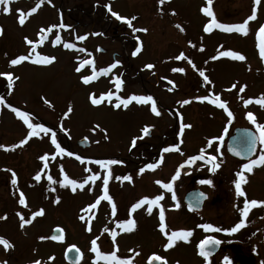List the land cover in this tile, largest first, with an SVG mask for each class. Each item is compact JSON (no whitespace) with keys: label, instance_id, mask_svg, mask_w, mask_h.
I'll return each instance as SVG.
<instances>
[{"label":"rangeland","instance_id":"obj_1","mask_svg":"<svg viewBox=\"0 0 264 264\" xmlns=\"http://www.w3.org/2000/svg\"><path fill=\"white\" fill-rule=\"evenodd\" d=\"M96 1H102V7L96 8L94 4ZM156 2V0H52V3L49 4L45 0L37 13L26 18L23 26L19 25L17 21L16 9L27 11L35 6L36 0H13V11L11 14H4L0 11V26L4 29L3 35H0V68L11 70V72L17 75L20 73L22 79L16 84L19 88L18 99L21 102L25 101L27 103L28 98H36V101L47 99L51 102L52 109L48 112L47 118L51 114L50 125L52 124L56 130L59 129L56 133L58 142L65 140V137L59 134L61 125L68 128L69 151L91 160L119 159L124 161L123 164L111 166L112 179L109 182V194L117 205V214L115 217H112L110 205L108 202L102 201L98 209L93 210L94 219L91 222V232L86 230L85 223L79 219V216L85 214L81 212V209L86 208L89 203L95 200L97 195L101 194L100 181H97L95 185L86 186L83 190L78 189L77 192L73 193L70 188L60 186L59 182L63 180L60 168L55 169L51 166L49 171L44 170V175H42V179L39 182L33 179L35 173L32 179L28 181L32 186L29 192L30 197L27 198L29 207L24 208L22 206L20 212L24 214L25 218H30L32 211L42 207L45 209V215L37 217L30 225H26L24 228L20 227L19 218L15 215L19 212L14 205V194L17 192V189L14 188L10 191L8 186L0 188V216L5 211L6 213L8 212L7 219L0 220V235L10 236L11 242H14L18 249L17 252L13 253L17 255V258H13L12 256L11 259L10 257L8 259L7 257L3 261L6 260L11 264H31L32 260L40 259L42 264H71L65 260V250L75 245L81 252V258L77 264H97L95 253L91 251L92 239L97 236L100 237L97 243L101 251L110 252L114 250L110 235L103 231L107 227L109 229L115 228L119 233L116 238V244L119 248L117 255L122 258L132 256L133 254L129 252V249H135L140 252V256L134 258V264H146L148 255L152 253L166 257L169 264H176L177 261H179V264H201L202 262L197 256L195 245L203 240L209 231L200 227L191 229L194 219L177 213L179 209H175L169 199L172 193L155 183L156 180L169 182L171 177L175 175L174 170L170 171L172 166L184 164L187 160V154L196 153L201 148L205 149L208 153L211 152L213 155H216L217 162L221 166L213 172L210 170L211 165H202L199 161H196L191 166L187 165L188 168L182 169L180 177L174 182L175 193L183 195L188 189H194L195 187L205 193H210L211 197L215 196L216 203L214 205L208 203L204 207V212L197 217L198 225L204 224L208 218L209 222L207 223L221 229H226L225 226L220 227V224L227 223L228 221L231 222L235 215L234 210L238 209L240 211V208L243 207L244 198L236 196L234 182L238 178L236 177V173L244 171L242 163L248 158H234L228 155L225 149L220 150L217 147L220 140H214L211 147L207 146V142L213 137H221L226 123L239 122L243 124L251 123L250 125H252V122L248 118L240 119L238 115H235L234 118L230 119L227 114L225 116L223 113L215 111L213 107H210V110L208 109L204 113L200 112L202 113L201 117L205 116L203 118L197 116V119L191 121L192 118L186 116V119H183V121L185 123H190L191 121L193 127L184 131L182 137L184 141L181 145L182 152L167 155L166 165L160 171L150 172L146 170L143 174H139L138 170L143 166L137 164L141 163L143 159L142 155L145 154L143 152L144 143L158 140L156 138L158 134H173L175 129H177L174 125V115L169 113L168 110L162 109L160 116L150 115V120L146 115L144 105H139L135 102L130 104L127 109L123 107L115 109L107 102L99 106L92 105L89 93L94 92L99 96L101 93L109 90L115 91L111 81L118 73L100 76L89 85H84L80 77L81 75L90 74V69L86 66L81 73H77L75 67L79 59L95 58L96 67L99 69L103 68V63L101 64L103 60L102 55L93 47H88V53H91V57H89L87 53L65 49L62 44L55 45L49 42L54 40L58 32L64 42L76 43L78 47L80 45L86 46L90 43L92 45L94 39L90 36L91 30L97 31L100 23L103 24L104 30H107L110 25L109 21L105 19L106 16L110 17V14L103 6L110 3L113 10L123 16L130 17L132 12H139V17L136 20L137 27L141 28L147 24L150 28L149 32H142L144 44H146L149 50L143 53L141 58L153 63L158 62L160 65L159 70H168V66L170 65L169 56L176 53L177 50H181L185 41L182 38V43L174 42V40L176 41L180 37H178L176 30L170 27L167 18L162 16L163 11L159 9ZM205 5L206 0H175V8L177 10H175V14L178 12L177 15L183 21L186 20L191 24L187 26L185 22H181V24H184V33H186L187 37H193L195 34L194 38H197L201 35V39H197L203 43L202 54L201 52L196 54L199 60L205 61L209 56H214L219 51L228 49L239 51L246 57L244 61L224 58L219 62L213 61L210 66L212 69H216L213 70L211 75L212 85L217 86V73H219V81H222L223 78L227 82L219 85L218 88L209 87L211 92L220 95L221 98L224 97L227 101L230 100L231 110L235 109V112L238 113V104H242L241 97L256 99L264 95V59L259 54V41L257 39V30L264 23V0H261L260 5L256 6L257 19L249 22V32L247 35L237 32L227 33L222 30L219 31V29H214L212 34L205 33L203 27L208 22V19L201 11ZM170 6V4H166L168 9ZM212 7L220 22L241 23L251 14L254 4L253 0H213ZM174 16H170V19L173 21L177 19V16ZM154 19L158 22H155ZM61 21L71 27L67 29H54V32L49 36V40L45 41L38 48V51L42 54H52L51 56L55 55L57 58L56 61L49 65L50 67L34 65L30 62L10 66V59L21 54H26L29 50V46L24 40L25 36L36 40L38 39L37 33L41 27L58 25ZM77 35H86L87 38L84 41L77 42L75 39ZM220 45H223V48H220ZM137 69L136 65H134L130 73H135ZM141 74L140 76L142 77ZM122 75L123 78L128 77L126 74ZM130 79L129 83L126 81L127 79L124 80L119 95L122 97H128L133 93L146 95L147 89L145 91L143 81L139 79V76H133ZM233 82L237 84V88L231 91L229 90V86ZM243 85H247V87L241 93L238 89ZM151 92L162 98L164 97L169 102L173 101L171 99L173 97H178L179 101H181L180 99L184 97L185 92H188L185 94L186 98L192 97L190 95L192 93L186 89L171 92L165 88H153V90L150 88L148 94H151ZM196 92L197 96L208 95L199 86H197ZM171 94H174V96L172 97ZM179 101H177L178 104ZM43 104L44 102L40 100L36 106L32 105L31 108L40 114L41 108L46 109V106ZM23 105L28 104L25 103ZM157 105L159 106L158 102ZM69 106L72 107L73 111L68 117H64L63 114ZM198 108L199 110L203 109L202 106H198ZM244 110L245 112L252 113L258 110V113H256L257 123L264 124V107H257L253 102L247 106L244 105ZM179 112L181 113L180 110ZM7 116L8 114L4 116V126L13 125L15 120ZM151 121L155 124V127L152 129V136L154 138L146 136L142 140H138L136 147L130 150L131 139L134 136L141 135L140 129L145 124H151ZM96 125L100 127L93 131ZM17 129L22 132L26 130L23 122ZM257 131L259 132L258 129ZM105 134L108 137L107 139H105ZM41 137L37 138V141L35 140L33 149L32 147L27 148L29 150L22 148V150H26L28 155H32L37 150L35 155L40 163V165L39 163L37 165V172L42 170L44 163L39 157L45 153L54 152V146H51L50 142V135H42ZM80 137L87 138L90 142L89 148L84 149L77 146L76 140ZM262 146L264 144L260 143L257 147L260 153H264ZM186 148L187 153H183ZM157 151H159V148ZM31 160L32 162L34 161L33 159ZM48 163L54 166L64 165V172L70 178L77 179L78 181L88 174L85 171L86 167L92 168L93 171H100L101 175L104 174L99 166L94 163L81 164L74 156H57L55 160L50 159ZM49 174L57 181L56 184L52 185L47 181L46 177ZM128 174L133 177L132 182L116 179L118 176ZM245 176L247 183L242 185V187L247 194V198L249 200H264V166H255L252 173L245 171ZM202 180H212L213 183L212 185L202 184ZM53 187L56 189L55 192L50 190ZM89 187L92 188V191H89ZM10 193L13 194L12 197L6 195H10ZM159 194H163L164 196V199L160 202L161 205L171 211V216L168 217L170 227L175 228L174 230L181 228L193 231V235L189 237L188 242L178 241L173 248L168 250L163 248L166 238L158 229L159 227H155L157 220H159L158 217L155 218V216H158L157 208L153 209L151 215L145 211L146 206L133 213L132 216L136 220L137 226L130 233L121 232L116 228L115 224V221L128 217L129 208L132 203L143 196L153 197ZM56 196L60 197L59 204L54 202ZM236 222H240V220L238 219ZM56 226L64 230V239L61 243L50 241V239H40L41 236L48 237L49 232L54 230ZM243 228L246 232L242 234V238L244 239L241 242L243 243L245 253L254 257L255 262L257 259V264H264V206L251 209ZM234 237H237V235H234ZM234 237L233 240H237ZM228 241L229 239L226 240V242ZM1 251L0 249V255ZM49 257H54V259L49 260ZM99 264H106V262L100 261Z\"/></svg>","mask_w":264,"mask_h":264},{"label":"snow or ice","instance_id":"obj_2","mask_svg":"<svg viewBox=\"0 0 264 264\" xmlns=\"http://www.w3.org/2000/svg\"><path fill=\"white\" fill-rule=\"evenodd\" d=\"M45 0H36L35 6L31 7L29 10L25 11L23 9H16L17 13V21L19 25L23 26L26 22L27 17H31L33 14L37 13L38 9L44 4ZM49 4L52 3V0H47ZM12 3L13 0H0V11H2L4 14H11L12 9ZM261 0H253L254 7L252 8L251 14L247 16L246 19L243 20L241 23H222L220 22L215 12L213 11V0H206V5L202 7L201 11L202 13L208 17V22L204 25L203 31L205 33H211L214 29H219L227 33L231 32H237L242 35H247L249 32V22L254 21L257 19V7L260 5ZM158 4L160 6H163L165 4V0H158ZM107 11L111 14V16L115 17L117 20L124 21L127 23L130 27H132V22L137 19V17L132 16L131 18L122 16L119 12L114 11L112 8V5L110 3L103 5ZM162 11V8H161ZM172 14L175 15V10H172ZM70 25H65L62 21L58 25H50L47 27H41L39 29V32L37 33L38 39L33 40L27 36L24 37L25 43L29 46V50L26 54H21L16 56L15 58L10 59L9 64L10 66H17L20 65L23 62H30L34 65H51L57 58L55 56L42 54L38 51V48L42 46L45 41L49 40L50 34L54 32V29H67L70 28ZM177 28L181 32L184 31V28L180 25H176ZM133 32H143L147 33L149 31L148 28L142 27V28H136L132 27ZM4 29L2 26H0V35H3ZM87 38L86 35H77L75 37L78 41H84ZM137 41H139V37H136ZM257 39L259 41L258 48H259V54L262 59H264V24H261L257 30ZM50 43H53L55 45H60L65 49L69 50H76L79 52H85L88 54L89 57H91V53H88L87 49L84 48H78V45L73 42H64L62 39V36L57 32L55 35L54 40L49 41ZM191 43V42H189ZM192 47H196L195 44H192ZM220 48H223V45H220ZM142 50V42L138 43V45L135 47V50L131 53L133 56L138 55ZM201 51L203 48L201 47ZM221 57L230 58L235 61H244L246 57L236 50H223L219 51L218 55L212 56V60L219 59ZM176 60H185L187 61L193 69H195L200 77L203 78V80L208 84L211 85L212 81L209 79V77L206 75L205 71L202 69L197 68L195 63L192 62L191 59H189L183 52H181L178 56L175 57ZM121 63V61L116 60L115 62L111 63L107 67L99 68L96 67V61L95 58H89V59H79V62L77 66L75 67V71L77 73H81L82 70L87 66L90 69V74L87 75H81V81L84 85H89L93 81L97 80L100 76H107L110 73H112L113 69L117 68V66ZM144 68L147 70H152L155 68V65L152 63H147L144 65ZM172 72H180L184 73L185 68L183 67H176L171 69ZM0 77H5L7 81V87L9 89L13 88L14 81L19 80V77L16 76L12 72H0ZM166 79V78H165ZM114 85L115 91L109 90L107 92L101 93L99 96H97L96 93H89V99L92 105L99 106L104 102H107L111 104L115 109H121L122 107L124 109H127L130 104L133 102L139 104L148 106L151 113H153L155 116H160L161 111L158 108L157 100L152 95H137V94H131L128 97H122L119 95L120 91L122 90L124 80L121 78L120 75H116L114 79L111 81ZM167 83L169 85H172L173 88L175 87L174 82L171 80H168ZM247 85H243L239 87V92H244ZM173 88H169V91L173 90ZM237 84L233 83L231 85V89H236ZM229 89V90H231ZM194 99L200 101V102H209L212 105H215L219 109H222L227 113L228 118L232 119L234 118L233 112L229 109L228 104L225 100L221 98L220 95L216 93H211L210 95H203V96H197ZM243 99V97H241ZM115 101V103H113ZM45 103H47L50 107L51 102L47 99L44 100ZM192 101L190 99H184L179 101L181 105H188ZM245 106L252 104L255 102L256 104L260 105L261 107H264V95H261L259 98H248L243 101ZM6 101L3 96H0V105H5ZM11 109L12 112H14L17 117H19L23 123L27 127V134L26 136L19 141L16 145L6 146L3 144H0V149L4 150H14L17 147L23 146L29 142L33 137H41V133L44 135H50V142L54 146V152L49 154L45 153L39 157L41 161H43V168L41 171H38L35 176L34 180L36 182L41 181L42 175H44V170L48 169L49 167V160H55L57 156H69V157H75L76 160H78L81 164H89L94 163L95 165L99 166L101 170H103L104 174L101 175L100 171H93L92 168L86 167L85 171L88 173L86 176L83 177L82 180H77L70 178L66 172H64L63 166H60V172L63 175V180L60 181V186L64 188H70V190L75 193L77 190H83L86 186L95 185L97 181L101 182V194L97 195L95 200L92 203H89L86 208L81 209L82 213L79 216V219L85 223L86 230L91 232L92 226L91 222L94 219V213L93 210H97L98 206L101 204L102 201L108 202L111 209V216L115 217L117 214V205L113 199V197L109 194V182L112 179V167L113 165H119L123 164L124 161L119 159H95L91 160L89 158H85L79 154H76L72 151H69L66 149V147L62 146L60 142L57 140V134L51 127H46L43 123H34L32 116L27 111H22L18 107H13L12 105H7ZM73 111L72 107L69 106L67 108V111L64 112V117H68L69 114ZM247 118L252 122V124L256 125V128L259 130V141L261 144H264V124L257 123L256 116L252 112L247 113ZM180 124H179V136L181 139L179 140V143L172 144L170 146L164 147L162 149V154L159 156L158 160L152 163L146 164L144 167L139 168L138 172L139 174H143L146 170H155L163 163V153H168L172 151L180 152V145L183 144V134L185 129H191L193 126L191 123H185L183 121V116L181 115L179 117ZM99 125H96L95 128H93V131H95L97 128H99ZM154 125L145 124L141 129L140 133L141 135L134 136L130 141V150L131 148H135L137 145L138 140H142L144 137L148 136ZM61 129L64 131H67L66 129H63V126L61 125ZM106 133V130H105ZM107 135L105 134V139H107ZM87 139V138H85ZM223 137H213L212 139H209L207 142V146L211 147L214 140H221ZM247 151L252 152L255 149L256 144V138L248 139L246 138L244 141ZM219 151V149H217ZM236 155H241V152H236ZM207 161L208 164L211 165V171L215 172L221 165L217 162V156L216 155H210L205 152V149L201 148L198 155H192L187 158L184 164H181L180 167L176 170L175 175L171 177V180L169 182H164L162 180H156L155 183L157 185H160L163 189L167 190L168 192L172 193V200L176 201L177 197L174 191V182L180 177L181 172L180 168L185 167V165L191 166L196 161ZM255 166H264V153H261L257 159H251L248 163L243 164L242 168L244 171H238L236 173V177H238L234 184H235V194L238 197H243V207L240 208L241 215L243 219L240 220V222L236 223L235 226L231 227L230 229H221L218 227H214L210 223H204L198 225V227L206 230V231H225V232H231L235 233L238 230H240L242 227L245 226L246 218L248 217L250 211L254 207H261L264 206V200H257V199H251L249 200L247 198V194L242 187V185L247 183V178L245 176V171L247 173H252ZM11 173V184L13 186L18 185V176L17 173L12 169H7ZM47 181L54 185L57 183L56 180L53 179L52 175H47ZM117 180L121 181H128L132 182L133 177L128 175L118 176L116 177ZM202 184H208L212 185V180H202ZM51 191L55 192L56 189L53 187L50 189ZM89 191H92V188L89 187ZM203 193H200L199 197H203ZM164 199L163 194L155 195L153 197L149 196H143L140 199H138L136 202L132 203L129 212L128 217L125 219L117 220L115 221L116 228H118L121 232L130 233L133 230H135L137 226L136 220L133 218L132 214L135 213L138 209H141L142 207H145V211L151 215L154 208L158 209V219H159V230L163 234V236L166 238V242L163 244V248L165 250L171 249L175 246V244L178 241H184L188 242L189 237L193 235V231L190 229H176V230H168V225L166 223V216H165V209L161 205V201ZM55 203H60V197H55ZM18 203L19 205L23 206L24 208H28V200L23 191H19L18 194ZM180 204L177 202L174 205L175 209H179ZM189 208L191 209V204L189 205ZM16 215L19 218L20 221V227L24 228L26 225H30L37 217H42L45 215V209L39 208L38 210L32 211L30 214V218H25L24 214L21 212H17ZM7 219V216H0V220ZM56 235H52L50 237H44L41 236V240L45 239H52V240H63L64 239V230L62 228H57ZM105 233H108L111 237V241L113 244L114 250L110 252H104L100 250V247L97 243V241L100 239L99 236L95 237L91 240V251L95 253V260L97 264H99L100 261H105L106 264H134V258L137 256H140V252L135 249H129V252H131L133 255L129 257L122 258L121 256L117 255V252L119 250L118 245L116 244V238L118 236V232L115 228L109 229L105 227L103 229ZM220 243L219 240L213 238V237H207L199 242L198 248H199V255L201 257L205 258L206 264H211L210 260L208 259L211 253L208 251V247L218 245ZM0 246H3V248L7 250H11L15 247V245L5 238L4 236H0ZM75 250L76 253L79 255L80 250L76 248L75 245H72L71 250ZM54 259V257H49V260ZM169 264V261L166 257H163L157 253H152L147 257L146 264ZM0 264H8V261H0ZM31 264H42L40 259H34L31 261ZM176 264H179V261L176 262ZM225 264H230L228 261V258L225 257Z\"/></svg>","mask_w":264,"mask_h":264},{"label":"flooded vegetation","instance_id":"obj_3","mask_svg":"<svg viewBox=\"0 0 264 264\" xmlns=\"http://www.w3.org/2000/svg\"><path fill=\"white\" fill-rule=\"evenodd\" d=\"M156 1H157L156 5L159 7V9L162 8V11H163L162 12V16L167 18L168 22L170 23V27L175 29L176 32L178 33V37H180L178 40H176V41L174 40V42L182 43V40H181L182 38H184V41H185V44H183V48L181 50H179V51L177 50L176 53H173V55L169 56V61H170L169 64L170 65L168 66L169 67L168 70H164V71L159 70L160 65L158 64V62L153 63V62H151L149 60H145V59L141 58V55L143 53H145L149 49H147L146 44H144V38L142 36L143 33L142 32H133V30H132V27L138 28L137 27V22H136L137 19H135L132 22V27H130L124 21L117 20L115 17L111 16V14L108 11L107 12L110 14L109 15L110 17H107V16L105 17V19L108 20L109 23H110L108 29L104 30L103 24L100 23L99 24V29H97V31L91 30V33H90L91 35L89 34L94 39L93 42H92V45L90 43L89 45H86V46H83V45L81 46L80 45V47H78V48L88 49V52H89V48L88 47L95 48L98 51V53L100 55H102V57H103V60L101 62V64L103 63L102 67H107L108 65H110L113 62H115L116 60L121 61V63L117 66V68L113 69L112 73H118L117 75H119L120 73H122L124 75L125 74L128 75V77L123 78V75L120 74V76L122 77L123 80L127 79L126 81L128 83L131 81V79H130L131 77L139 76V79L141 81H143V86L145 87V91L147 89V91L145 92L146 95H149L148 91H149L150 88H152V90H153V88L154 89H156V88L164 89L165 88V89H167L169 91V88H173V86L169 85L167 83L168 80L173 81L174 85H175V87L173 88V90H171V92L174 91V90L181 91V89H186V90H189L192 93V94H190L192 97H189V98L185 97V94H187L188 92L184 93V97L181 98L180 100H182V99L183 100L184 99H190L192 102L190 104H188V105H184L183 106L180 103H179L180 105L177 103V101H179V98L178 97H173L174 94H171L172 97H173L171 99H173V101L169 102L164 97L162 98V97L156 95L155 93L151 92L150 95H152L157 100V102L159 103V106H158L159 110L161 111L162 109H166V110H168L169 113H172V115H174V117H175L174 125H175V127H177V129H175V132L173 134H171V135L170 134H168V135L167 134H165V135H159L158 134L157 135L158 137H156V138H158V140H152V142L148 141V142L144 143L145 146L143 148V152H145V154L142 155V158H143L142 160L143 161L141 160V163L137 164V165H141L143 167L146 164H148V163H152V162L157 161L159 156L162 154V149L164 147L170 146L172 144L179 143V140L181 139V137L179 136V123H180L179 117L181 115L183 116L184 120L186 119V116H187V117L192 118L191 121H193V119H197V116L201 117L202 113H200V112L204 113L208 109L210 110V107H213L215 111L221 112L225 116L227 114L222 109H219L218 107H216L215 105L210 104L207 101H205L203 103H200V101L194 99L195 97H197V92H196L197 86H199L201 89L206 91L208 95L213 93V92H211L210 88H214L215 86L212 85V84L208 85L203 80V78L200 77L199 73L195 69H193L191 67V65L188 62H186L185 60L173 59L176 56H178L181 52H183L189 59L192 60L193 63H195L197 68L204 70L206 75L211 80L212 72H213V70H216V69H212V67H210L211 63L213 61L219 62V61L223 60L225 57H221L219 59L211 61V57H212V55H211L205 61L199 60L197 58L196 54L198 52H201V54H202V51L200 49L203 46V43H201L197 39H201V35H199V37H197V38H194L196 36L195 34L193 35V37H187V35H186V33H184V31L181 32L179 30V28L176 27V25H180L181 27H183L184 24H181V22L182 23L185 22V25H187V26H189L191 24L188 23V21H186V20L183 21V19H181L177 15L178 12L175 14L177 16L176 20L173 21L172 19H170L171 15L174 16L172 14V12H171L172 9L176 10V8H175V0H165V4L163 6H160L158 4V0H156ZM167 2H169V3H167ZM102 3H103L102 1H96L94 4H95V7L97 8L99 6L102 7ZM166 4H170L171 5L169 7V9L171 11L166 7ZM138 14H139V12H132L130 17L129 16H126V17H129V18H131L132 16L139 17ZM144 15H146V14H144ZM146 16H143V17H146ZM176 16H174V17H176ZM207 19H209V18L207 17ZM154 21L158 22L156 19H154ZM142 27H146L150 31L149 25L145 24ZM110 30H112V31L109 32ZM212 33L213 32L208 33V34H212ZM90 36H89V38H90ZM127 36H128V38H127ZM136 37H139V41H137ZM185 37H186V39H185ZM77 42H78V40H77ZM141 42H142V50H141V52L138 55H136V56H133L132 54H130V53H132L135 50V47L138 45V43H141ZM189 42H191V43H189ZM93 43H95V44H93ZM192 44H195L196 47H192ZM151 51L155 52L157 50H151ZM83 53H85V52H83ZM160 54H161V52H160ZM201 54H199V55H201ZM49 55H52V54H49ZM216 55H218V53ZM216 55H214V56H216ZM200 62H201V64H200ZM147 63L154 64L155 68L152 69V70L145 69L144 65L147 64ZM134 65H136V67L138 69L136 70L135 73L131 74L130 71H131L132 67L134 68ZM44 66L50 67L49 65H44ZM176 67L185 68V72L184 73L172 72L171 69L172 68H176ZM9 71L11 72V70H7L6 68L5 69L0 68V72H9ZM123 71H125V73H123ZM140 74L142 75V77L140 76ZM15 75L19 77V80L22 79L20 73H19V75H17V74H15ZM19 80H15L13 88L9 89L7 87L6 78L5 77H0V96H3L5 101H6L5 105H0V144L6 145V146H11V145L18 144L19 141L21 139H23L26 136V134H27V127H26V125L24 123L23 124L25 125L26 130H24L22 132V131L17 129V127H19L23 121L19 117H17V115L14 112H12L9 107H7V105H9V104L12 105L13 107L20 108L22 111L29 112L31 114V116H32V119H33L34 123H43V124H45L46 127H51L53 129V131H55L56 133L59 130V129L56 130L53 127L52 124L50 125V123H51L50 122L51 121L50 117L52 115L49 114L48 118H47V115H48V112L52 109V107H49V105L44 102V99H40V100H41V102H44L43 105L46 106V109L45 108H41L40 109V114H38L37 111H34L35 109L31 108L32 105L36 106L37 102H39L40 100L36 101V98H32V99L28 98V103H27L25 101L21 102L18 99L19 88H18V86L16 84L18 83ZM216 81H218V82H217V86L215 88H218L219 85H221V84L227 83V82H225L223 80V78H222V81H219V73H217V75H216ZM233 83L230 84L229 89H231V85ZM231 91H232V89H231ZM15 95H16V97H15ZM222 99L225 100L224 97ZM244 100H246L245 97H243V99H242V104L241 103L238 104V108H239L238 113L235 112V109L231 110V107H230L231 101L230 100L229 101L225 100L227 102V104H228L229 109L231 111H233V115L234 116L238 115V118H240V119L247 118V113L248 112L247 111L245 112V110H244V105H245L244 102H243ZM18 101H20V102L18 103ZM25 103L28 104L29 106L28 105H23ZM198 106H202L203 109L199 110ZM255 106L260 107V105H258L256 103H255ZM144 107L146 109L147 117H149L150 120H151V116L150 115H154V114L150 112L148 106H144ZM179 110L181 111V113L179 112ZM257 111L258 110H256L255 113H254V115L256 117H257L256 113H258ZM6 113L8 114L9 117H12L15 120L13 125L9 124L7 126H4L3 120H4V116L7 115ZM203 117H205V116H203ZM203 117H201V118H203ZM191 121H190V123H191ZM250 124L251 123L243 124V123H239V122L238 123H226V125H225L226 127L222 131V135H221V137H223V139H222V141L220 140V142L217 145V147L220 150L225 149L226 153H228V155H230V153L228 152V144H229V140L233 136L234 130L236 128H250V130L253 131V134L255 132L254 135H255V138H256V145H255V149L253 151V155H252L251 158L247 159L246 161H243L242 166H243V164L248 163L249 160H251V159H257L259 157V155L261 154L257 150V147L260 144V141L258 139L259 132L256 129V125L252 124L253 125L252 126ZM150 125H154V127H155V124L152 121H151ZM63 129H66L67 131H64V130L60 129V133L59 134L62 137H65V140L61 141L60 143H61L62 146L66 147L67 150H69V134H68L69 130H68L67 127L66 128L63 127ZM42 135L43 136H47V135H44L43 133H41V136ZM152 135L153 134H152V131H151V133L148 135V137L152 138L153 137ZM37 138L38 137H33L31 140H29V142L27 144H25L23 146H20V147H17L14 150L0 149V188H2V187L4 188V187L8 186V189L10 191H12L14 188L17 189V192L14 194V197H15L14 198L15 199L14 205L19 210V212L21 211L20 209H22V206L19 205V203H18L19 191H23L27 198L30 197L29 196V192L31 191V187L32 186L29 184L28 181L30 179H32L33 175L35 173H37V170H38L37 165H38L39 161L37 160V156L35 155L37 150L35 151V153L33 152L32 155H30V154L28 155L27 152H26V150H29L27 148H31V147H32V149L34 148L33 145L35 144L34 142H36L38 140ZM79 139L76 140V144H77V141ZM183 141H184V139H183ZM181 145H180V149H181ZM51 146H53V145H51ZM78 147L82 148L80 146H78ZM22 148H24L26 150H22ZM158 148H159V151H157ZM262 148H264V146H262ZM84 149H86V148H84ZM181 152H182V150H181ZM199 152L200 151H198L196 153H193V154H187L186 159L189 156L198 155ZM49 153L51 154V153H53V151L49 152ZM179 153L180 152H176V151L163 153V163L158 168H156L154 171L153 170H148V171H150V172H158V171H160L166 165L167 155H169V154H179ZM183 153H187V148L184 150ZM206 153L210 154V155H213V153H211V152L210 153L206 152ZM31 159H33L34 161L32 162ZM198 161L202 165L203 164L210 165V164L207 163L206 160L205 161L198 160ZM34 165H36V166H34ZM39 165H40V163H39ZM49 166L50 167H48V169H46L48 171L51 169V166L53 168H55V169H59L61 165H56V166L49 165ZM62 166H63V168L65 167L64 165H62ZM178 166H180V165L179 164L173 165L172 169L170 171L172 172L174 170V172H176ZM185 167L188 168L187 165H185ZM185 167L181 168L180 172ZM7 169H12V170H14L17 173V176H18V185L17 186H13L11 184V173L9 171H7ZM184 173H186V171H184ZM195 189H198V188L194 187V189L193 188L188 189V191H186L185 194H183V195L181 193H179V194L175 193L176 197H177L176 201L172 200V198H171L172 195L169 196L170 202L172 203L171 205L173 207H174V205L177 202H179V204H180V207H179V210L177 211V213H181L184 217L188 216L190 219H194L193 226L191 227V229H197L198 224H199V222H197V217H199V215L204 212V207L208 203H210L212 205H214L216 203L215 202L216 201L215 196L211 197V194L207 193L208 194L207 195V199L204 201L201 209L190 210L188 208V205H187V202L185 200V197H186V195L189 192H191V191H193ZM6 195L11 196V197L13 196L12 193H10V195L9 194H6ZM164 205H165V202H164ZM165 208L166 207H164V209ZM234 213H235V215L233 217V220L231 222L228 221L227 223H225L223 221L224 223H221L220 227H224L225 226L226 229L227 228L230 229L231 227L235 226L236 223H238V222H236V220H238V219L241 220L243 218L242 215H241V212L238 209L234 210ZM7 214H8V212L6 213V211H5L4 213L1 214V216H5V215L7 216ZM155 215H157V213H155ZM165 216H166V223L168 225V230H174L175 228L170 227V221L168 219V217L171 216V211L169 209H165ZM157 217L158 216H155V218H157ZM207 222H209L208 218H207V221L205 223H207ZM158 224H159V220H157V224L155 225L156 228L158 227ZM56 228H58V227L56 226L54 229H56ZM176 229H179V228H176ZM52 232H53V230L51 232H49V236L48 237L51 236ZM245 232H246V230L243 227L240 230H238L237 232H235V233L225 232V231H220V232L217 233V232H214V231H209L208 235H206L204 237V239L207 238V237H213V238H216V239H218L220 241V243L218 244L217 250L213 254H211L209 256V258H208L210 260L211 264H225V257L228 258V261L230 262V264H257V259L255 258L256 259V262H255V260L253 259L254 257H252L249 254H246L245 251H244L243 243L241 241H243L242 239H244V238H242V234L243 233L245 234ZM234 235H237V237H234ZM0 236H4L5 238H7L8 240L11 241V237L8 236V235H0ZM233 237H234V239L237 238V240H233ZM227 239H229L228 242H226ZM50 241H53V240L50 239ZM13 244L15 245L14 242H13ZM0 249L2 250L1 251L2 253L0 255V261H3L7 257H8V259H9V257L11 259L12 256H13V258L14 257L17 258L16 257L17 255L13 254L14 252L18 251V249L16 248V245L11 250H7L6 251L3 248V246H0ZM196 251H197L196 253H197L198 258L202 262L201 264H206L205 258L201 257L199 255L197 246H196ZM3 255H5V256H3ZM146 261H147V259H146ZM8 264H11V263H8Z\"/></svg>","mask_w":264,"mask_h":264},{"label":"water","instance_id":"obj_4","mask_svg":"<svg viewBox=\"0 0 264 264\" xmlns=\"http://www.w3.org/2000/svg\"><path fill=\"white\" fill-rule=\"evenodd\" d=\"M246 138L248 139L255 138V135L252 133L251 130L246 129V128H236L234 130V134L230 138L229 144H228V152L230 153V155L240 158V159H247L252 156L254 150L252 152L247 151V147L244 143ZM77 143L79 146L84 147V148H87L90 146L89 141L85 138L80 139ZM237 151L241 152V155H236ZM200 193H203L204 195L203 197L198 198ZM206 198H207L206 193H204L200 189H195L186 195L185 200L187 202L188 208H189V205L191 204L192 208L191 209L189 208V209L194 210V209H200ZM56 234H57L56 231H54L51 233V236L56 235ZM70 248L71 247L67 249L66 254H65L66 261L71 264H77L80 260L81 254L78 255L74 249L70 251L69 250ZM217 248H218V245H214V246L210 245L208 247V251L211 254H213L217 250Z\"/></svg>","mask_w":264,"mask_h":264}]
</instances>
